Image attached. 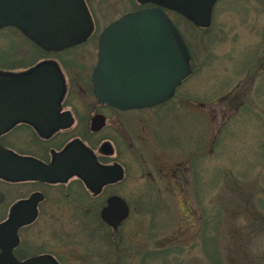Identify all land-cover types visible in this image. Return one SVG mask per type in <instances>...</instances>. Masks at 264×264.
Instances as JSON below:
<instances>
[{
	"label": "flooded vegetation",
	"instance_id": "flooded-vegetation-1",
	"mask_svg": "<svg viewBox=\"0 0 264 264\" xmlns=\"http://www.w3.org/2000/svg\"><path fill=\"white\" fill-rule=\"evenodd\" d=\"M220 1L216 0L213 6L210 25L198 29L204 30L207 44L204 68L222 57L210 48L214 38L224 31L212 29ZM230 1L245 5L257 19L249 24L251 35L256 36L253 38L256 46L248 54L244 68L237 70L235 84L226 90L230 83L220 89L218 80L211 81L205 88L208 93L204 102L192 91H183L200 62L177 25L189 49L192 72L177 85L170 98L152 105L119 108L102 101L94 92L93 73L104 30L126 14L155 6L154 3L84 0L92 21L91 31L83 41L58 50L41 48L14 25L0 27V34L23 39L20 44L14 40L3 52L11 68H2L0 64V71L21 74L49 62L58 69L64 85L58 109H42L31 120L14 122L0 135V144L15 156L32 159L53 171L26 178L0 176V256L7 254L17 261L46 256L55 264H146L148 256L168 255L161 250H146L144 214L150 216V229L159 228L157 219L176 217L177 196L188 198L193 191L198 196V187L193 190L188 186L194 178L195 182L200 180L202 174L204 116L213 118L226 112L235 115L247 109L256 114L259 104L252 95L264 90V0ZM163 9L174 22L171 14L177 12ZM239 18L243 27L248 19L245 11L239 13ZM241 35L239 29L232 36L236 41ZM24 38L40 48V52L34 51ZM135 57L127 52L117 75L123 78L129 72L134 74L138 63L142 65V76L149 77L152 73L154 76V67L150 70L146 65L155 63V55L153 61L144 53L137 60ZM213 70V76L218 78L215 72L222 70L214 66ZM113 74L110 67L108 80ZM182 116L195 117L194 135L181 125L179 129ZM177 135L185 140L191 137L193 142L178 141ZM135 162L142 169L141 173L132 174L131 180L139 181V186L130 192L129 164ZM109 166H118L121 175L102 181L104 169ZM163 178L170 187L162 190L157 180ZM171 179L175 181L173 185ZM110 201L113 205L109 208ZM188 201V206L181 201L179 209L195 219L192 225L200 223L204 228V212L198 213L189 198ZM123 202L128 212L122 218ZM173 249H168L170 254Z\"/></svg>",
	"mask_w": 264,
	"mask_h": 264
},
{
	"label": "rangeland",
	"instance_id": "rangeland-1",
	"mask_svg": "<svg viewBox=\"0 0 264 264\" xmlns=\"http://www.w3.org/2000/svg\"><path fill=\"white\" fill-rule=\"evenodd\" d=\"M244 6L230 0L219 2L212 29L224 31H220V35L214 38L210 48L214 54L218 52L222 57L210 61L205 68L204 47L207 44L204 42V30L193 29L180 17L171 14L174 21L179 22L178 27L200 62L195 74L187 81L184 92L192 91L204 102V96L208 93L205 88L211 81L218 80L217 87L220 89L230 83L226 90L235 84L237 70L244 68L250 56L248 54L256 46L253 41L256 36L251 35L249 24L257 19ZM243 11L248 19L242 27L239 13ZM239 29L242 35L235 41L232 35ZM209 35L214 37V33ZM12 40L22 42L23 39L0 34L2 55L12 44ZM213 66L216 70H222L215 72L219 75L218 78L213 76ZM242 75L241 73L239 77ZM259 95L263 97H258ZM263 98L264 90L252 95L259 108H264ZM258 107L256 114L247 109L235 115L226 112L213 118L204 116L205 154L202 174L200 180L195 182L194 178L188 186L193 190L198 187V196L193 191L188 198L191 200V207L198 213L204 212V219L207 221L214 215L213 224L204 223L207 233L205 237L204 234L201 236L204 228L200 223L192 225L195 219L179 209L183 200L189 205L187 197L177 196L176 217L174 220L157 219L159 228L150 229L151 219L145 213L143 224L146 226V250H161L160 252L169 255L168 249L175 247L171 250L170 257L166 254L148 256L146 264H264V218H260L264 216V109ZM194 118L182 116L178 122L179 129L181 125L184 131L194 135L197 131ZM177 140L187 141L188 144L193 142L191 137L185 140L178 135ZM141 169L138 162L129 164L130 192L139 186V181L131 180L132 174L141 173ZM153 173L156 174L157 171ZM165 179L157 180L162 190L170 187ZM171 183L173 185L175 181L171 179ZM239 201H242L240 207L237 205ZM161 214L167 216L166 213Z\"/></svg>",
	"mask_w": 264,
	"mask_h": 264
},
{
	"label": "water",
	"instance_id": "water-1",
	"mask_svg": "<svg viewBox=\"0 0 264 264\" xmlns=\"http://www.w3.org/2000/svg\"><path fill=\"white\" fill-rule=\"evenodd\" d=\"M155 6L130 12L112 23L101 35L99 58L94 69V92L104 102L119 108L152 105L170 98L177 85L191 72L190 53L184 38L163 8L173 10L204 28L211 23L216 0H139ZM14 25L29 39L45 50H58L83 41L92 28V21L84 0H0V27ZM144 53L146 67L155 69L142 76V65L136 63L132 72L121 78L119 72L126 53ZM114 56V57H113ZM112 59V63L110 59ZM113 77L108 80V70ZM118 70V71H117ZM117 71V72H116ZM64 85L53 63L43 62L32 70L13 74L0 71V135L18 120H31L40 110L58 109ZM134 96L127 98L126 96ZM40 114V112H39ZM32 159L15 156L0 144V176L26 178L50 174ZM102 181L121 175L118 166L106 167ZM87 178V176H86ZM87 181H90L87 178ZM117 197H113L115 200ZM113 203L109 202V208ZM122 218L128 207L123 202ZM0 264H55L46 256L25 261L6 255Z\"/></svg>",
	"mask_w": 264,
	"mask_h": 264
},
{
	"label": "trees",
	"instance_id": "trees-1",
	"mask_svg": "<svg viewBox=\"0 0 264 264\" xmlns=\"http://www.w3.org/2000/svg\"><path fill=\"white\" fill-rule=\"evenodd\" d=\"M178 17H180V19L181 20H183L186 24H188L190 27H192L193 29H204V28H197L192 22H190L189 20H187V19H185L183 16H181L180 14H178V13H175ZM174 23L177 25V26H179V22H177V21H174ZM6 35V34H5ZM11 36V35H10ZM13 37V36H12ZM25 39V38H24ZM27 42H28V44L29 45H31L32 46V49H34V51H36L37 53H39L40 52V48H38L35 44H33L31 41H29V40H27V39H25ZM13 41L14 40H12V42L11 43H13ZM17 44H20L21 43V41H17L16 42ZM188 45H190L189 43H188ZM191 46V45H190ZM2 66V68H11V65L9 64V59H8V57L6 56V58H4V56L2 55V62L0 63ZM211 149H212V147H211ZM204 154H205V152H204ZM242 204V201H239V203L237 204L239 207H240V205ZM244 210L245 209H247V208H243ZM260 218H264V216H260ZM213 221H214V215H212V217H211V219H209V221H207V219H204V223L207 225V224H213ZM206 225H204V237L206 236V233H207V229H206ZM216 235V233L214 232V234H213V236H215ZM212 236V235H211Z\"/></svg>",
	"mask_w": 264,
	"mask_h": 264
}]
</instances>
